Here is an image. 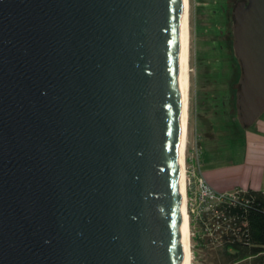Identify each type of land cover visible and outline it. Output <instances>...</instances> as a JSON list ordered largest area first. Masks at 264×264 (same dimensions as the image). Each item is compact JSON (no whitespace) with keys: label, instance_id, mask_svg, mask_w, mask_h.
I'll list each match as a JSON object with an SVG mask.
<instances>
[{"label":"water","instance_id":"1","mask_svg":"<svg viewBox=\"0 0 264 264\" xmlns=\"http://www.w3.org/2000/svg\"><path fill=\"white\" fill-rule=\"evenodd\" d=\"M184 0H0V264H186ZM236 119L264 115V0L233 8Z\"/></svg>","mask_w":264,"mask_h":264},{"label":"rangeland","instance_id":"2","mask_svg":"<svg viewBox=\"0 0 264 264\" xmlns=\"http://www.w3.org/2000/svg\"><path fill=\"white\" fill-rule=\"evenodd\" d=\"M234 2L190 0V106L186 182L189 186L191 264H222L218 254L220 236L213 230H206L201 220L206 215L210 227L215 224L210 213L212 210L207 213L202 210L200 178L208 182L203 167L206 170H228L236 166L239 171L232 169L230 182L244 177H262V171L251 170L249 174L241 169V165L247 163L244 134L248 129L254 131L255 124L246 130L236 119V93L241 69L234 54L233 37L229 33Z\"/></svg>","mask_w":264,"mask_h":264},{"label":"trees","instance_id":"3","mask_svg":"<svg viewBox=\"0 0 264 264\" xmlns=\"http://www.w3.org/2000/svg\"><path fill=\"white\" fill-rule=\"evenodd\" d=\"M243 196L246 206L224 202L210 212L222 264H264V190L247 189Z\"/></svg>","mask_w":264,"mask_h":264},{"label":"crops","instance_id":"4","mask_svg":"<svg viewBox=\"0 0 264 264\" xmlns=\"http://www.w3.org/2000/svg\"><path fill=\"white\" fill-rule=\"evenodd\" d=\"M253 127L254 131L246 129L247 131L244 134L246 140L245 161H247V163L241 165V169L247 171L249 174L251 170H258V172L262 171V177L254 176L251 179L244 177V179H234V182H230L229 178H232V169L235 172L239 171L236 166L228 168V170H206L203 167L209 184L216 189V191L231 192L235 188L264 190V118L260 119ZM255 177L256 180L254 179Z\"/></svg>","mask_w":264,"mask_h":264},{"label":"bare ground","instance_id":"5","mask_svg":"<svg viewBox=\"0 0 264 264\" xmlns=\"http://www.w3.org/2000/svg\"><path fill=\"white\" fill-rule=\"evenodd\" d=\"M185 11H184V111H183V160H182V193L184 196L183 206V241L185 247V260L186 264H191L192 253H191V230H190V215L187 206V182H186V149L189 138V86H190V0H184Z\"/></svg>","mask_w":264,"mask_h":264},{"label":"built area","instance_id":"6","mask_svg":"<svg viewBox=\"0 0 264 264\" xmlns=\"http://www.w3.org/2000/svg\"><path fill=\"white\" fill-rule=\"evenodd\" d=\"M190 185V184H189ZM188 188L187 186V206L189 205V199H188ZM192 188V185H191ZM245 189L242 188H236L232 192H217L213 187L206 181L200 178V184H199V195L201 200V205L203 206V212L207 213V211L213 210V208L216 205L222 204L224 202H228L230 204H238V205H244L246 206L249 203V199L245 198L243 196V193L245 192ZM202 220V224L205 226L206 230L208 231H215L218 230L214 228L215 224H213V227H210V224H208V220L205 219V217ZM219 228V227H217ZM221 238V236H220Z\"/></svg>","mask_w":264,"mask_h":264},{"label":"flooded vegetation","instance_id":"7","mask_svg":"<svg viewBox=\"0 0 264 264\" xmlns=\"http://www.w3.org/2000/svg\"><path fill=\"white\" fill-rule=\"evenodd\" d=\"M241 1H244V0H235V2H234V5H233V8H234V6L238 3V2H241ZM233 8H232V11H233ZM232 24H233V20H232V23H231V26H230V29H229V33H231V35H232V37H233V32H232ZM232 43H233V41H232ZM233 45V44H232ZM234 50V49H233ZM239 63V62H238ZM241 75V74H240ZM239 85V84H238ZM235 111H236V106H235ZM233 112H234V110H233ZM236 115H237V113H236Z\"/></svg>","mask_w":264,"mask_h":264}]
</instances>
